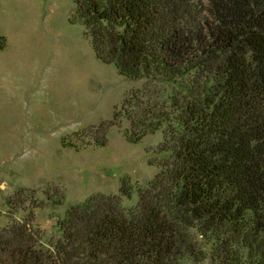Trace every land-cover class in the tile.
<instances>
[{"label": "trees", "instance_id": "1", "mask_svg": "<svg viewBox=\"0 0 264 264\" xmlns=\"http://www.w3.org/2000/svg\"><path fill=\"white\" fill-rule=\"evenodd\" d=\"M72 1L95 57L144 80L83 148L125 119L128 143L160 131L167 157L135 207L126 177L71 206L48 248L32 217L0 228V264H264V0ZM32 194L8 202L42 208Z\"/></svg>", "mask_w": 264, "mask_h": 264}, {"label": "rangeland", "instance_id": "2", "mask_svg": "<svg viewBox=\"0 0 264 264\" xmlns=\"http://www.w3.org/2000/svg\"><path fill=\"white\" fill-rule=\"evenodd\" d=\"M73 9L72 0H0V228L32 217L46 248L60 238L58 222L71 206L119 195L126 177L133 190L122 205L135 207L138 190L159 172L150 162L167 157L158 152L160 131L128 143L125 119L105 147L83 148L88 130L111 121L144 80L99 61L85 28L70 22ZM20 190L34 192L43 207L9 203ZM61 192L64 202L56 205Z\"/></svg>", "mask_w": 264, "mask_h": 264}]
</instances>
